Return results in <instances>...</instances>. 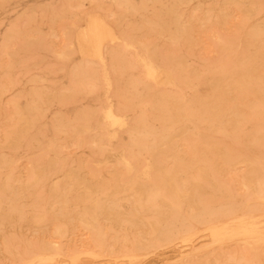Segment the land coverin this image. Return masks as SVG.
<instances>
[{
  "label": "bare ground",
  "instance_id": "obj_1",
  "mask_svg": "<svg viewBox=\"0 0 264 264\" xmlns=\"http://www.w3.org/2000/svg\"><path fill=\"white\" fill-rule=\"evenodd\" d=\"M0 255L264 264V0H0Z\"/></svg>",
  "mask_w": 264,
  "mask_h": 264
},
{
  "label": "rangeland",
  "instance_id": "obj_2",
  "mask_svg": "<svg viewBox=\"0 0 264 264\" xmlns=\"http://www.w3.org/2000/svg\"><path fill=\"white\" fill-rule=\"evenodd\" d=\"M239 172H241V171H239ZM225 174H226V173H225ZM225 174L223 175V178H224V179H230V178L226 177ZM86 238H87V235H86L85 233H83V234H81V235H78L77 238H74V240H75V242H76L78 245H80V244L86 242ZM168 255H171V253L167 254L166 256H168ZM166 256H165V257H166ZM0 259H2V256H1V255H0ZM168 260L171 261V260H173V259H168ZM3 264H15V262L3 259ZM81 264H90V263L83 262V263H81ZM98 264H100V263H98ZM154 264H164V262H162V261L159 260V261H157V262L154 263Z\"/></svg>",
  "mask_w": 264,
  "mask_h": 264
}]
</instances>
